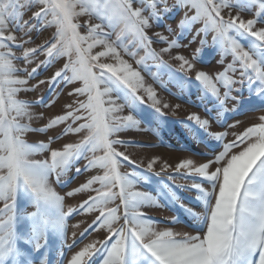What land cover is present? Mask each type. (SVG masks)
Here are the masks:
<instances>
[{"label":"snow or ice","instance_id":"6c2138e0","mask_svg":"<svg viewBox=\"0 0 264 264\" xmlns=\"http://www.w3.org/2000/svg\"><path fill=\"white\" fill-rule=\"evenodd\" d=\"M173 8L185 10L178 25L181 35L195 28L189 44L202 38L191 60L183 55L171 59L179 61L181 71L193 72L194 61L202 63L211 34L218 63L224 65L231 57L215 76L197 70L193 81L176 77L168 69L164 55L187 45H180L179 38L169 41L160 32L153 33L154 41L148 31ZM26 12L32 13L27 20ZM245 15L253 18L245 19ZM82 16L88 17L84 25L78 22ZM49 28L54 29L49 40L30 46L35 42L34 30L39 36ZM153 43L166 47L156 51ZM40 56L45 59L39 60ZM62 58V67L50 77L27 87L41 66L52 68ZM149 60L157 69H166L182 90L185 85L190 93L195 88L200 99L213 102L218 111L235 101L234 111L264 112V0H175L171 6L168 0H0V264H55V245L66 243L67 219L77 209L64 210L65 196L54 185L67 184L63 178L72 169L77 174L96 172L65 195L94 192L79 209L86 215L98 212L94 230L107 234L84 245L67 264H96L93 258L98 255L99 264H264V115L258 123L233 133L235 139L227 143V131L213 132L210 119L189 115L193 123L184 126L185 139L207 147L211 138L218 142L215 148L222 145L203 163L184 159L173 168L175 173L183 170L180 178L190 181L199 210L187 207L170 188L168 200L192 219L195 234L159 227L143 211L164 205L151 193L137 190L151 177L135 169L122 171L124 162H136L119 149L141 146L122 140V132L139 130L141 125L167 129L169 122L162 117L171 105L142 75L147 72L160 83L159 72L149 70ZM33 63L36 66L29 70L27 65ZM60 81L75 85L68 92L71 101L63 106L67 111L50 118L41 129L32 128L31 121L42 114L34 116L35 105L19 99V93L35 91L42 84L52 88ZM57 98L43 106L51 107ZM42 102L43 97L36 104ZM60 125L65 126L61 133L47 143L26 140L30 132L45 135ZM69 135L80 138L51 148ZM181 150L192 151L190 146ZM44 153L45 158H35ZM82 161H86L83 168ZM156 163V158L149 159L147 171L152 172ZM169 167L165 163L161 171ZM179 222L180 217L174 216L172 224ZM77 243L74 239L69 249ZM65 259L62 254L60 264Z\"/></svg>","mask_w":264,"mask_h":264},{"label":"rangeland","instance_id":"374dc122","mask_svg":"<svg viewBox=\"0 0 264 264\" xmlns=\"http://www.w3.org/2000/svg\"><path fill=\"white\" fill-rule=\"evenodd\" d=\"M168 2L170 6L175 4V0H168ZM184 11V9L173 8L158 25H154L153 28L148 31V35L156 41L157 37H155L153 33L160 32L166 36L169 41L179 38L180 45H187V47H176L172 49L170 55H164V60L167 63L168 69L174 72L176 77H182L184 79L194 81L195 71L197 70L204 71L210 76H215L217 72L223 70L227 63L231 62V57L229 56L225 59L224 65L218 63L220 56L212 46L211 34L207 37L208 42L202 51V63L194 61L196 68L193 72L189 73L181 71L178 67L179 61L171 59V56L183 55L191 60L196 49L200 47V39L202 37H197L195 43L189 44V41L195 35V28L191 31H185L183 35L180 34L181 30L178 25L180 20L184 17ZM191 14L192 13H189V15ZM31 15V12H26L24 19H29ZM244 18L249 19L253 17L245 15ZM87 19V16H82L79 18L78 22L81 23V25H84V22ZM96 22L97 21L95 20L91 21V23ZM37 27L39 28V23L37 24ZM169 27L172 28L171 33L168 31ZM195 27H200V25H196ZM53 31L54 29L49 28L47 30H43L40 35L37 36L36 30H34L32 35L35 42L30 46L35 47L43 44L52 37ZM84 31L85 29L82 27L81 32L83 33ZM152 47L156 51H159L160 48L166 47V45L163 43H153ZM15 54L17 56L21 55L19 50H17ZM141 55H143V53H141ZM43 59H45L43 56L39 57V60ZM125 59H129V57L125 56ZM39 60H37L36 63H39ZM129 62L133 64L134 68L138 67L134 60L129 59ZM36 63L27 65L29 70L32 67H35ZM63 63L64 59L62 58L52 68L46 69L41 66L37 70L35 78L29 81L27 87L31 88L38 80L50 77L57 69L62 67ZM147 63L149 70L152 73L159 72L160 83L154 82L152 77L148 75L147 72H142V75H144L145 82L147 84H151L156 90L157 95L162 99V101L171 105L169 109H164L165 115L162 117L163 120H166L169 123L167 129L150 130L148 125H141L139 130L122 132L120 134V138L122 140L131 142L134 145H141L138 147L119 149L120 151H126V154L130 156L131 160L136 162L135 164H128V162H124L126 167L123 168L122 171L126 172L135 169L138 173H143L151 177L149 182L138 185L137 190L151 193L154 197H157L158 202L161 205H164L162 207L143 209L149 218L157 222L159 227L172 226L177 232L193 233L194 224L192 219L186 216L178 207H175L169 202L168 190L170 188L177 192L187 207L197 208V210H199L198 202L193 196V192L195 190L190 188V181L180 178L184 174L183 170L180 173H175L173 172V168L178 162L184 159H192L197 164L203 163L205 162V157L211 158L218 151L222 150V145L221 148H215L214 146L218 142L212 140L211 138L207 141V147H205L204 144L193 143L192 141L185 139L182 135V130L185 125L193 123L188 120L189 115L195 113L199 115L201 119H210L212 123L211 131L213 132L227 131L229 135L224 141V143H227L235 139L233 133H240L246 127L258 123L259 116L264 115V112L248 110L234 111L236 106L235 101H229L226 104L225 111H218L213 102H210L209 100H201L195 88H192L190 93L187 89V85H185L182 90L181 87L174 82V79L169 77L166 69H157L155 62L151 60L147 61ZM18 66L23 67V65ZM238 76L239 73L237 72L236 77L234 78H238ZM161 84H163L164 87H161ZM73 87H75V85L65 86L64 83L60 81L52 88H50L48 84H42L36 88L35 91L19 93V99L31 102L35 105L31 109L34 116L39 117L42 114V118L33 119L31 121L32 128L41 129L48 123L50 118L64 114L67 109H64L63 106L71 101L72 98L68 96V92L71 91ZM165 88L167 91H165ZM221 91L223 92V89H221ZM244 91L246 96L247 88H245ZM233 95H235V93H233ZM57 96L58 98L56 99V102L53 103L51 107L43 106V103L50 102L53 97ZM41 97H43V102L36 104V101L41 100ZM176 105H180V107L177 108ZM206 108L208 109L207 112L205 111ZM125 114H127V110H125ZM237 121H239V124L235 128L227 127V125L236 124ZM180 122L184 123L181 124ZM222 124L224 125L223 127H221ZM64 127V125H60L56 128L49 129L45 135H41L39 132H30L26 136V140L31 144H37L39 142L47 143L50 137H57ZM79 138V136L73 135L65 136L62 139L57 140L55 143H52L50 146L53 149L60 148L65 143L78 141ZM187 146H190L192 151L181 150L183 147ZM192 152L202 153L203 155H193ZM46 156L47 153L37 154L35 158L43 159ZM151 158H156L157 163L154 165L153 171L148 172L146 166ZM84 163H86V161H82L79 166L83 168ZM165 163L169 164L171 167H169L167 171L162 172L161 167ZM156 173H159V175H156ZM94 174H96L95 171L77 174L75 173V169H72V171L68 173V176L63 178L68 181L67 184L54 185L57 192L60 195L65 196L64 210L67 211L69 206L77 209V211L67 219L66 243H57L55 245V249L52 253V258L55 264H60L62 254L66 258L65 264H67V260L70 259L76 251H79L89 242L94 240H103L107 234L104 230H94L96 225L93 224V221L96 216L99 215L98 212L86 215L79 209V205L84 200L88 199L90 195H95L94 192H83L75 194L72 197H67L65 195L66 192L79 187L86 181L87 178ZM170 176H176V179H170ZM164 185H167V187H164ZM93 187H99V185H94ZM114 206L115 205H109V207ZM0 207H2V204H0ZM174 216H179L180 222L173 225L172 220ZM77 224H79V227H73ZM74 232L76 233L75 237H73ZM81 233H83V235H81ZM74 239L78 243L69 249V245L73 244ZM93 259L96 264H99V255Z\"/></svg>","mask_w":264,"mask_h":264}]
</instances>
